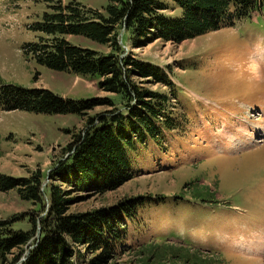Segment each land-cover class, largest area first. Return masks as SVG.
I'll list each match as a JSON object with an SVG mask.
<instances>
[{
    "label": "rangeland",
    "instance_id": "rangeland-1",
    "mask_svg": "<svg viewBox=\"0 0 264 264\" xmlns=\"http://www.w3.org/2000/svg\"><path fill=\"white\" fill-rule=\"evenodd\" d=\"M58 1L0 0V85L49 89L75 100L113 97L96 80L54 72L24 51L42 36L32 30L33 24ZM82 1L101 8L105 0ZM168 12L175 15L179 9ZM77 41L95 47L72 40ZM131 51L169 73L177 92L172 105L187 121L184 128L165 134L159 145L148 141L146 151L132 153L135 177L116 191L101 196L72 185L70 196L76 200L71 212L113 206L125 197L162 195L165 200L140 209L138 226L129 224L130 245L162 240L220 256L221 264H264V10L195 39L155 40ZM109 109L97 107L82 117L0 109V172L15 179L40 172L44 186L61 184L50 179L57 163L73 153L75 135L87 131L90 117L97 123ZM188 184L192 188L186 192ZM205 186L216 191L218 201L195 196ZM35 210L15 190L0 191V219L17 218V229L30 228L25 217ZM29 253L16 263H10V256L0 264H22ZM126 253L119 263L127 261Z\"/></svg>",
    "mask_w": 264,
    "mask_h": 264
},
{
    "label": "trees",
    "instance_id": "trees-1",
    "mask_svg": "<svg viewBox=\"0 0 264 264\" xmlns=\"http://www.w3.org/2000/svg\"><path fill=\"white\" fill-rule=\"evenodd\" d=\"M105 1L101 8L82 0L48 5L52 11L46 10L32 26L42 36L27 43L24 51L54 72L96 80L98 88L113 97L75 100L49 89L0 85L2 110L82 117L97 107L110 108L97 123L90 117L87 131L75 135L73 153L50 174L61 184L44 186L40 172L18 179L0 172V191L15 190L36 206L35 213L25 217L29 229H17V218L0 219V260L8 262L13 256L10 263H16L30 250L22 264H221L220 256L162 240L128 243L129 224L138 226L140 209L165 200L162 195L125 197L113 206L73 213L70 206L76 198L70 196V187L101 196L116 191L135 177L132 153L146 151L148 141L158 144L165 134L184 128L188 116L176 113L172 105L171 96L177 92L169 73L131 48L155 40L182 43L233 26L264 10V0ZM170 9L179 13L171 15ZM80 39L95 47L72 42ZM143 82L169 89L148 88ZM183 188L188 192L192 187ZM195 196L203 202L218 201L210 186L197 189ZM125 253L127 261L119 263Z\"/></svg>",
    "mask_w": 264,
    "mask_h": 264
},
{
    "label": "bare ground",
    "instance_id": "bare-ground-1",
    "mask_svg": "<svg viewBox=\"0 0 264 264\" xmlns=\"http://www.w3.org/2000/svg\"><path fill=\"white\" fill-rule=\"evenodd\" d=\"M254 69H255V67H254Z\"/></svg>",
    "mask_w": 264,
    "mask_h": 264
}]
</instances>
